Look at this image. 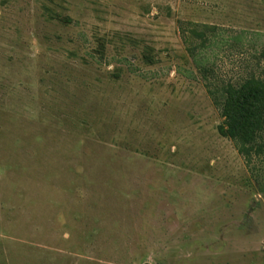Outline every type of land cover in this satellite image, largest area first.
Wrapping results in <instances>:
<instances>
[{
  "label": "rangeland",
  "instance_id": "obj_1",
  "mask_svg": "<svg viewBox=\"0 0 264 264\" xmlns=\"http://www.w3.org/2000/svg\"><path fill=\"white\" fill-rule=\"evenodd\" d=\"M251 76L264 0H0V264H264Z\"/></svg>",
  "mask_w": 264,
  "mask_h": 264
},
{
  "label": "trees",
  "instance_id": "obj_2",
  "mask_svg": "<svg viewBox=\"0 0 264 264\" xmlns=\"http://www.w3.org/2000/svg\"><path fill=\"white\" fill-rule=\"evenodd\" d=\"M221 114L224 122L219 132L237 145V150L250 156L264 149V77L251 76L238 86L223 89Z\"/></svg>",
  "mask_w": 264,
  "mask_h": 264
}]
</instances>
